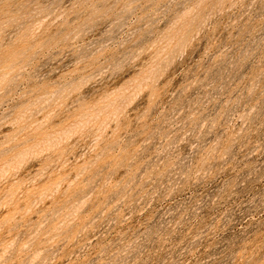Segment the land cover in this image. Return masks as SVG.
Returning <instances> with one entry per match:
<instances>
[{
    "label": "rangeland",
    "instance_id": "374dc122",
    "mask_svg": "<svg viewBox=\"0 0 264 264\" xmlns=\"http://www.w3.org/2000/svg\"><path fill=\"white\" fill-rule=\"evenodd\" d=\"M0 264H264V0H0Z\"/></svg>",
    "mask_w": 264,
    "mask_h": 264
}]
</instances>
